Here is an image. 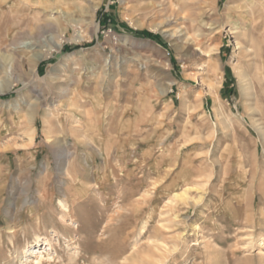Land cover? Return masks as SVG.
Here are the masks:
<instances>
[{
  "label": "rangeland",
  "instance_id": "1",
  "mask_svg": "<svg viewBox=\"0 0 264 264\" xmlns=\"http://www.w3.org/2000/svg\"><path fill=\"white\" fill-rule=\"evenodd\" d=\"M154 1L0 0V264H264V0Z\"/></svg>",
  "mask_w": 264,
  "mask_h": 264
},
{
  "label": "bare ground",
  "instance_id": "2",
  "mask_svg": "<svg viewBox=\"0 0 264 264\" xmlns=\"http://www.w3.org/2000/svg\"><path fill=\"white\" fill-rule=\"evenodd\" d=\"M156 2L158 1V0H155ZM154 1V2H155ZM171 18V17H170ZM167 22H170V19L167 21ZM175 32V31H174ZM176 33H173V35L172 36H174ZM24 47H26V48H28V49H33V48H35V43L33 42V41H26V42H24L23 44H22ZM43 56L42 55H38V56H36V60H35V63H33L34 65H33V71H37V62L42 58ZM23 61V60H22ZM1 90H4V89H1ZM2 92V91H1ZM51 139V138H50ZM70 156V155H69ZM67 158V157H66ZM224 185V184H223ZM176 193V192H175ZM187 193V192H186ZM78 194V193H77ZM76 194V195H77ZM177 196V195H176ZM64 197V196H63ZM80 197V196H79ZM139 203V202H138ZM60 204L62 205V207H63V213H65L66 214V211H68V213H69V206H67L66 204H65V202L63 201V200H61L60 201ZM246 210V209H245ZM238 211V210H237ZM238 216V215H237ZM147 249V248H146ZM118 253V252H117ZM143 255V254H142ZM211 256V255H210ZM42 257V256H41ZM148 258V257H147ZM164 258V257H163ZM211 258V257H210ZM132 259H134V257L132 258ZM149 259V258H148ZM149 261V260H148ZM136 262V261H135ZM144 261H142V263H143ZM131 264V263H130ZM144 264V263H143ZM149 264V263H148Z\"/></svg>",
  "mask_w": 264,
  "mask_h": 264
},
{
  "label": "trees",
  "instance_id": "3",
  "mask_svg": "<svg viewBox=\"0 0 264 264\" xmlns=\"http://www.w3.org/2000/svg\"><path fill=\"white\" fill-rule=\"evenodd\" d=\"M137 34L153 38L155 35L149 31H137Z\"/></svg>",
  "mask_w": 264,
  "mask_h": 264
}]
</instances>
